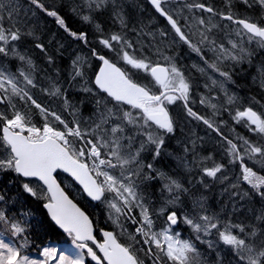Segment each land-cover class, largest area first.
I'll return each mask as SVG.
<instances>
[{
    "label": "snow or ice",
    "instance_id": "obj_1",
    "mask_svg": "<svg viewBox=\"0 0 264 264\" xmlns=\"http://www.w3.org/2000/svg\"><path fill=\"white\" fill-rule=\"evenodd\" d=\"M167 2L168 0H150L156 12L167 19L179 40L195 52L208 69L223 78L217 80L209 77L213 86L218 85L224 91V103L235 104L238 97L235 94L229 95L224 88L225 82H234L232 73L223 70L220 65L226 60L233 61L234 66L246 60L250 62L252 52L242 46V42L246 37L248 43L255 42L258 47L264 48V26L249 20L236 19L231 12L219 13L222 19L242 26V29L236 31L241 43L229 39L231 47L228 48L211 35L218 25L213 24L211 18L206 23L201 17L197 21L200 25L197 29L200 39L193 43L182 31L178 21L162 7ZM227 2L230 7L231 0ZM241 2L248 7L258 4L264 9V0ZM30 4L53 17L75 39L86 46L89 44L87 33L70 31L54 7H46L41 0H30ZM184 6L189 12L202 10L217 15L212 7L195 0ZM122 9L120 0H80L71 10L101 34L99 43L104 48L132 69L149 74L159 86V92H154L149 85L135 82L127 71L92 48L91 56L101 62L99 71L95 74L94 85L106 97L98 96L94 99V109L87 118L79 114V109L70 102L66 92L56 81H51L47 88H41L46 95L62 100L64 110L72 116V120L68 121L57 112L42 106L31 94L30 89L38 87L33 76L35 65L21 50V44L28 37L34 36L32 30L27 28L28 12L21 16L19 0H0V106H3L0 108V173L11 172L21 178L23 191L45 201L43 207L47 209L51 220L81 250L79 254L57 256L55 248L46 247L41 253L42 260L30 259L22 252L30 237L29 222L24 219L28 213H17L8 208V198L0 194V264H53V261L56 264H85V250L95 264H103V261L107 264H146V259L151 260L152 264H210L207 256L192 240L180 238V233L174 229L180 223L191 228L196 240L206 243L210 252H216V264H223V258L217 251L220 245L226 246L231 252L232 261L229 264H264V176L258 175L245 163L246 157L264 167V144L237 137L241 141L238 145L223 137L213 119L193 111L189 106L192 85L184 73L171 62V57H164L168 61L167 66L153 65L147 56L135 54V46L125 36L117 33L104 36V29L100 23L95 22L94 14L109 12L114 20H118L126 28L128 25ZM35 47L42 52L47 51L41 43H36ZM205 48L214 54L213 61L205 57ZM129 49L133 51L129 52ZM47 59L49 64L54 63L52 56ZM11 61H19L29 71L19 67L13 72L8 67ZM82 66L83 61L77 56L72 61V80L84 76ZM193 67L206 74L204 67L195 64ZM259 82L260 87L264 88V69ZM86 85L87 82L81 91L94 93V89ZM205 87L209 86L206 84ZM215 99L202 96L199 101L211 109L213 117L223 107L222 104L214 103ZM178 100L183 102L189 117L202 121L226 140V150L233 158L232 162L240 161L242 176L231 186L236 188L242 179L250 186V191L244 195L250 199L259 197L262 206L259 209H249L254 223H234L227 215L222 217L216 213L209 214L206 197L196 196L181 182L156 169L154 161L161 156L165 138L169 134H175V124L167 105ZM18 102L24 107L31 105L39 110L45 121L43 126H36L30 112L17 107ZM125 105L128 107H123ZM262 115L264 114H258L251 107H247L243 110L238 108L233 118L237 123L246 121L244 126L250 132L264 137ZM49 117L63 128L55 127L49 122ZM145 152L152 153L153 162L145 163L142 156ZM207 159L211 158L206 157L205 160ZM201 163L204 176L213 180L218 178L217 174L221 172L223 165L213 162L212 167H207L203 166V161ZM58 170L74 178L93 201L107 205L109 219L122 233L127 234L130 241L128 245L118 243L116 236L110 231L102 233V243L96 240L88 216L69 199L57 182ZM157 178L163 182L160 189L163 202L159 208L150 206L141 189V183ZM34 182H38L35 187ZM201 183L205 188L208 187L204 181ZM165 192L166 196L163 195ZM185 195L188 196L189 203L183 204L180 212L170 210L181 204V197ZM235 211L234 207L233 212ZM154 216H166L165 227L156 230ZM126 223L135 225L134 231H128ZM213 235L217 237L215 241L204 239ZM89 241L99 249L102 257L89 246ZM137 245L140 247L137 248ZM138 252H143L146 259L137 255Z\"/></svg>",
    "mask_w": 264,
    "mask_h": 264
},
{
    "label": "trees",
    "instance_id": "obj_2",
    "mask_svg": "<svg viewBox=\"0 0 264 264\" xmlns=\"http://www.w3.org/2000/svg\"><path fill=\"white\" fill-rule=\"evenodd\" d=\"M168 1H170L171 5H173V7L180 12V16L182 18H186L187 16L188 18H190L189 16L191 15L196 17L197 16L206 17V14L202 10H194L192 11L193 13H189V10L184 6L185 4L194 2V0H168ZM41 2L48 8L54 7L59 12L61 17L65 20V24L68 27V29L72 32H76V33L86 32L87 30H90L93 27V25L82 22L80 16L71 10L72 4H70L69 2L66 3L61 0H41ZM195 2L203 3L206 6L212 7L215 10V12L218 14L219 13L227 14L231 12L236 19L249 20L251 22L257 23L258 25L264 24V9H261L257 4L253 5V7H248L245 4H240L235 2V0H232L231 6L229 7L227 0H195ZM120 3L123 5L122 11L125 21L127 22L128 25L126 28L122 27L118 20H114L109 12H101L94 14L95 22L98 23L99 21L104 26L103 28L104 36H108L112 33H117L125 36V38L131 41L135 46V54L138 56L140 55L147 56L151 60V62L155 61L157 57L159 58L166 57L169 48H171L170 44L175 46L172 47L174 48V50L178 48L177 51L178 54H181L180 55L181 57L186 58V54L192 57V54L186 51L187 50L185 48L186 46H184L182 43L178 42L175 39L174 35L167 28L166 24L159 17H157V15H155V13L152 11V9L147 5V3L144 0H120ZM26 6H28V8L31 7L30 0ZM31 10L34 14H36V16H39L40 18L44 17L43 21H40L39 19L38 22H35V25L32 24L29 25L32 28H35V32H33L34 35H36L35 33L38 32L39 35L43 38L39 40L37 37H33V39L28 37L21 44L22 52L32 59L33 64L35 65V69L40 72V75L37 74V77L40 76L42 77L43 75H47L53 80H55L61 86L62 90L66 92V95L70 100V102L77 105V108L79 109V114L83 118H87L86 116H89L94 109V99L89 98V96H87L86 94L83 93V91H81V86L79 85L81 84L80 83L81 79L75 78V80H72L71 75L69 74L71 72V69L67 71V69L70 68V63H71L70 60L73 54L70 55V60L68 64H66V67L64 68L65 63L63 60H61V57L70 54L69 47L64 40L55 37V35L60 34L64 36L69 43L77 39L71 36L69 32H66L64 28H62L58 23H56L53 17L47 16L44 12H42L40 9L36 8L33 5ZM225 22L226 23L224 24L227 26V28L224 29L225 32L229 31L231 36H237L236 31L239 29L237 25H232L231 22H227V21ZM105 25H107V27ZM76 27L80 28L81 31L76 30ZM198 28H200V25H198L197 29ZM51 32L54 34V37L52 36L53 34L51 35ZM217 32L218 30L214 28L211 35L217 40L218 43H221L220 39L223 32L222 31L220 33ZM86 33L88 35V41H89V44L87 46L90 49L86 52L88 53V55L91 56V49L95 48L100 53H105V54L109 53L111 57L120 60L119 57H117L114 53L106 50V48H104V46L99 43V39L101 36L99 32L92 30ZM162 33H164L165 35H162ZM194 33L198 34L199 36V32L197 30H195ZM189 37L191 38V36ZM53 38L55 40V46L52 50H49L46 48L45 39L52 40ZM199 39L200 37L195 40V43H197ZM77 41L78 44H82V41L80 40ZM36 43L43 44L47 51L42 52L40 49L36 48L35 47ZM157 49H159V51H157ZM182 49L186 51L184 55L182 53V51L184 50ZM263 49L264 48H262L261 51H257L253 53L252 59L250 60L251 63H249V65L246 66V68H242V67L239 68L236 65L234 66L232 64H228L227 66L228 69L225 70V68H223V70L232 73V81H234V84H236L234 85L235 88L239 89V91L241 92H245L248 96H250V99L254 101L253 103H255L256 109L264 112V93L259 86H257L255 83L251 82L252 80H250V78H252L251 76L255 77L256 74L259 73V71H262V69H264ZM204 50L205 52L208 51L207 48H205ZM128 51L132 52L133 49H129ZM48 56H52L54 58V63L52 64L48 63V59H47ZM213 56L214 54H212V57ZM72 60L75 59L73 58ZM15 62L16 61L9 62L8 67L10 68L11 64L12 66H15ZM20 66L26 68V65H20ZM83 68H84L83 71L86 80H90L94 72L93 69L89 66ZM194 73H198L197 70H194ZM245 74L247 75L246 77ZM134 76L136 79L142 82H146L147 80L145 75L138 71H134ZM194 77L197 76L194 75ZM190 84L194 86V90L195 88H197L195 87L196 82L194 78H193V82H190ZM197 84H199L200 86L201 83L197 82ZM246 84H248L250 88L249 86L246 87ZM240 86L242 87V90L244 89L247 90L242 91ZM30 91L34 99L37 100V102L41 103L42 106L52 111H55L53 109V106L47 105V101L45 97H43L39 92V88H33L30 89ZM55 99H52V101L58 107L56 111L58 114L64 117L65 115L63 114L64 111H62V108L57 105V102L58 104H61V100L59 102L57 101V99L56 100ZM2 107L3 106H0V108ZM17 107L23 108V110L26 112H30L32 116V122L34 124H36V122L39 121V115L31 105H29L28 107H24L22 104L18 102ZM221 127L223 128V131L230 133V136L226 134L227 137H229L231 140H233V142L237 144L238 143L241 144L239 142L240 140H238L237 137L247 138L249 141L256 144H264V137H261L253 132L250 135H247L246 131L245 130L241 131L238 125H230V124L219 125L218 128L220 129V132L222 130ZM192 135L195 137L194 141H197V136H195L194 134ZM174 139L175 138H172L171 141V139L168 136L166 137V141H165L166 152H169L167 151V147L171 146L172 143H175ZM186 146L188 147L189 145L185 144V147ZM203 157L211 158V155L208 151H206ZM215 159H216V164L223 165L224 169L225 167L228 166L225 160L223 159L220 160L219 158H215ZM209 160L210 163L206 165L209 166L213 165L211 164L212 159ZM249 161L253 164V165L251 164L253 169H255L259 175L264 176V167H262L260 164L255 163V161L253 162V160H249ZM255 165L259 167L258 170L255 168ZM235 167L236 169L238 168L237 165H235ZM157 170L165 174H168L169 172V170L165 171L162 170L160 167ZM170 170L174 171L175 173L177 172L181 173V168L177 165H174ZM232 172H234L233 169ZM200 177L201 174L196 173V176H193L192 174L191 177H189V180L192 181L195 179L198 180ZM57 179L60 185L67 193V195L89 217L95 228L97 239H99V232L101 230H110V224L108 223L105 213L100 205H94L89 203L82 196L81 192L64 176L58 175ZM151 182L152 185L154 186L158 185L159 182L161 184L163 183L159 178L152 180ZM181 182L183 184L187 183V177L183 175V180ZM205 183L208 185L207 191L199 187L196 188L195 191L194 190L191 191V193L195 194L196 196L203 195L204 197H206V199L210 198L214 200V202H212L211 204H209V206H207L209 210V214L216 213L222 217L227 215L234 223L255 222L252 220V213L249 211V209H259L262 205L259 200V197L250 199L248 196L244 195L245 192L250 191L249 188H245L243 186L240 188L241 189L240 192H234L231 189H229V186L231 185H227L226 188L219 185H215L212 182H205ZM148 188H149L148 192L151 193V196L154 197V199H156L157 191L154 190L155 187L152 188V186H149ZM233 193H238L239 198H236L237 195H232ZM0 194H4L6 198H8L9 201L7 204L8 208L13 209L17 213H28V216L24 217V219L29 222L28 232L30 234V237H29V243L22 250L23 254L28 255L29 258L38 257L40 249L47 244L50 243L64 244L70 242L71 237L61 233L60 230L54 227V225L49 221L46 213L42 208L43 199H37L29 195L28 193H25L21 186V179L16 177L13 173L11 172L0 173ZM234 207L236 208L235 212H233ZM185 236L188 240H192L196 244L197 248L207 256L210 264H216V252H210L208 250L206 243H198L194 239H192L194 237L191 235V232H189L187 229H185ZM204 239L215 241L217 237L213 235L209 237H204ZM217 251H219L220 256L223 258V264H229V262L232 261V255L228 248L224 247L223 245H220L217 248ZM86 264H91V263L87 261Z\"/></svg>",
    "mask_w": 264,
    "mask_h": 264
},
{
    "label": "rangeland",
    "instance_id": "obj_3",
    "mask_svg": "<svg viewBox=\"0 0 264 264\" xmlns=\"http://www.w3.org/2000/svg\"><path fill=\"white\" fill-rule=\"evenodd\" d=\"M67 2H69L70 4H72V6H74L75 4H78V3H80V0H67ZM19 5H20V13H21V16L23 17V14L25 13V12H28V17H26V19L28 20V24H27V28H29V29H31L32 30V32H35V28H32L31 26H29L30 24H32V25H35V22H38V20L40 19V17L39 16H36V14H33V12H32V10H31V8H32V5L30 4V6L31 7H29L28 8V6H26L25 4H22L21 2H19ZM258 5V4H257ZM34 6V5H33ZM259 6V5H258ZM166 7H167V9H168V11L174 16V17H176L177 19H179L182 23H186V22H189L188 21V16L186 17V18H182L181 16H180V12L179 11H177L174 7H173V5H171V2L169 1L168 2V5H166ZM260 7V6H259ZM86 11V10H85ZM199 16H197V18H198ZM201 17H203L205 20H208L210 17H208V16H201ZM201 17H199V18H201ZM198 19H193V21H192V23H193V28L195 29V28H197L198 27ZM216 21H217V19H216ZM221 22V21H220ZM219 23V22H218ZM223 23V22H222ZM221 28H220V30H218V32L217 33H220L223 29H226L227 28V26L225 25V24H222V25H219ZM187 31H188V34L190 35V36H192V34H191V31L189 30V29H187ZM36 35H34L33 37H37L39 40H41L43 37H41L40 35H39V33L38 32H36L35 33ZM195 36H196V39H198L199 37H200V35L198 36V34H195ZM33 37H29V38H31V39H33ZM196 39H193L192 38V41L193 42H195V40ZM170 46H171V48H169V51L167 52V55H166V57H171L172 59H171V62L172 63H174L183 73H184V76L186 77V79L189 81V82H193V78L195 79V82H196V84H195V87H197V88H199V84H197V82L199 83L201 80H202V76H203V84H204V86L207 84L209 87H203V91L205 92L204 94H201L202 96H207V97H215L216 99L215 100H213V102L214 103H218V104H224V105H227V106H229V107H232L233 105H235L238 101H236V103L235 104H233V105H228V104H226V103H224L223 101H222V99L225 101L226 100V97L225 96H223L222 95V93H224V91H222L220 88H219V86L218 85H216V86H213L212 85V83H211V80L209 79V77L211 76V77H213V78H215V79H217V80H223V78L222 77H219V75H218V73H214L211 69H208L207 67H205V65L203 64V61L197 56V54L195 53V52H193V53H191L192 54V57L191 56H188V55H186V59L185 58H183V57H181L175 50H174V48H172V47H175V46H173L172 44H170ZM257 48H259V47H257ZM176 50H178V48L176 49ZM259 51H261L262 50V48H259L258 49ZM264 50V49H263ZM209 51H207V53H208ZM82 58H81V60L83 61V65H87V64H89V61H90V55H88V53H82ZM120 61H122V60H120ZM156 62H165V64L167 65L168 64V61H166L165 59H164V57H162V58H159V57H157V59L155 60V61H152V63H156ZM122 63L123 64H125L123 61H122ZM15 64H16V70H17V68H19V65H21L20 64V62L19 61H16L15 62ZM199 65L200 67H204L205 69H206V74H204V73H201L199 70H198V68H195V67H193V65ZM25 69V71H29V69L27 68V66H26V68H24ZM194 70H197V72L199 73V75L201 76V77H194V76H188L189 75V73H191V72H194ZM13 72H16L15 70L13 71ZM18 74V73H17ZM37 74H39L40 75V72L39 71H37L36 69L34 70V72H33V76H34V78H35V80H36V83L38 84V87L37 88H39V92L41 93V95L43 96V97H45V99H46V101H47V105H49V106H53V109L56 111L57 110V106H56V104L52 101V99H55L54 97H50V96H48V95H46L43 91H41V88H47V87H49V85H50V82L51 81H53V79L52 78H50L49 76H47V75H43L42 77L40 76V77H37ZM260 74H261V71H259V73H257L256 74V76L254 77V76H251L252 78H250V80H252L253 82H255V83H258V85L260 84V82H259V79H260ZM255 78V79H254ZM21 80H22V78H20ZM227 83H229V82H225V84H224V88L226 87V85H227ZM80 86H81V88L82 87H84V85L85 84H79ZM193 86V85H192ZM246 86H248V84H246ZM201 87V86H200ZM193 88H194V86H193ZM197 88H195V90L197 89ZM240 88L242 89V87L240 86ZM204 89H206V90H204ZM212 89H214V92H215V95L214 94H212V93H209V91L210 92H212L213 90ZM226 89V88H225ZM194 90V89H193ZM227 90V89H226ZM263 90H264V88H263ZM217 91H220V96H219V92H217ZM227 92H228V90H227ZM229 92H231V91H229ZM84 94H86L87 96H89V98H91V99H95V98H97L98 97V95L96 94V92L94 91V93H85V92H83ZM196 93H197V91H194L193 92V95H196ZM229 95H230V93H228ZM201 96V97H202ZM201 97H199V100L198 99H196V98H194L193 96H191L190 97V101H189V105H191L194 109H197L198 108V101H200V98ZM56 100V99H55ZM60 100L61 99H57V101H59L60 102ZM249 100V99H248ZM248 100H246V102L248 101ZM192 101H194L193 103H192ZM72 103V102H71ZM250 103L251 104H253L251 101H250ZM73 104V103H72ZM57 105L60 107V106H62V111H64L63 112V114H66L67 116H69V121H71L72 120V116L71 115H69V112L68 111H65L64 110V107H63V104H62V100H61V104H58V102H57ZM76 107H77V105L76 104H74ZM178 109H179V107H178ZM210 111H211V109H209ZM234 110H235V108H231L230 109V111H231V117L229 118V120L232 122L233 120H234V116H232L233 114H234ZM37 114L38 115H40L41 116V120H40V125H41V127L43 126V124H44V118H43V116L39 113V110H37ZM219 115V114H218ZM179 117V114H178V112H177V122H178V133H179V135H178V137H179V140H180V138H181V141H180V144H178L177 146H175L174 148L175 149H167V151H169V152H172L171 154H169V156L170 157H173L172 159H171V161H173V163H174V165H177V166H179L180 168H181V172L183 173V175L184 176H186L188 179H189V177H191V175H192V167H191V165H190V162H189V151H187V153H186V155H187V157L186 158H183V155H182V153H181V150H180V147L182 146V144L185 146V144H188V145H190L191 144V142L193 143V141H194V139H195V137L192 135V134H194L195 136H197V138L201 141V143H202V145L203 146H205V147H207V148H209L208 150H210L211 151V157H212V159L213 158H219L220 160L221 159H223V151H224V149H227V144H220V142H218V146H216V147H213V146H215V140L214 139H211V137L209 136V135H206V134H203V133H201V131H197L196 129H195V126L193 125V123H192V121L189 119V118H187V117H182V118H178ZM223 117H226V116H223ZM49 119V122L50 123H53L54 124V126L55 127H58V128H60V129H62L63 128V126L62 125H60L58 122H55L54 121V119L52 118V117H49L48 118ZM239 126V128H240V130L242 131V130H247V132H246V134L247 135H249L250 133L248 132V129H247V127H245L244 125H238ZM228 136H230V133H227L226 131H224ZM177 137V138H178ZM240 143H241V141H239ZM239 144V143H238ZM192 145V144H191ZM201 145V146H202ZM149 154V156H147L146 154H144L143 155V157L145 158V157H150V160H151V155H152V153L151 152H149L148 153ZM226 154H227V152L226 153H224V155L226 156ZM196 156H200V155H197V154H195ZM196 156H195V158H194V160H195V162L196 163H198V166H202V161H203V166H207V167H209V165H206V164H209L210 163V160L209 159H207V160H205V158L206 157H203V158H196ZM169 157V158H170ZM185 159H187L186 161L187 162H185ZM229 159V158H228ZM231 161V160H230ZM151 162H153L152 160H151ZM212 162H214L213 160H212ZM220 162V161H219ZM232 162V161H231ZM254 162V161H253ZM251 163V162H250ZM211 164H213V163H211ZM216 164V163H215ZM252 164V163H251ZM173 165V166H174ZM253 165V164H252ZM173 166H171V165H169L168 164V162H165L164 163V165H162V166H160V168L162 169V170H165V171H167V170H169V172H171V174L172 175H174V171H171L170 169L173 167ZM213 165H210V167H212ZM231 167H232V164L230 163V165H228L227 167H225V169L224 168H222V170H221V172L220 173H218L217 174V179H215V180H213L212 178H209V177H206L205 178V181L206 182H215V181H217L218 179H219V183L218 184H221V185H230V184H234V177L233 176H230V174L229 173H232V170H231ZM255 168L258 170L259 169V167L257 166V165H255ZM242 173V172H241ZM181 174V173H180ZM179 174V175H180ZM228 174H229V176H228ZM234 174L235 175H238V176H240V173H239V171L238 170H234ZM258 174V173H257ZM259 175V174H258ZM223 177H227V179H222ZM180 177L177 175V176H175V179L176 180H178ZM242 181V179L240 180V182ZM187 183H192V181L191 180H188L187 181ZM230 183V184H229ZM237 182H235V184H236ZM198 184H200V182H198ZM245 184L247 185V188H249L250 189V186L245 182ZM163 195L164 196H166L167 195V193L165 192V193H163ZM160 196H162V195H160ZM185 196H187V195H185ZM183 197V196H182ZM182 197H181V199H182ZM163 202L162 200H157V202H156V207L157 206H159V204H161V203ZM106 206V209H107V212H108V215H109V209H108V207H107V205H105ZM183 209V207H182V205L181 204H179L177 207H175V208H171L170 210H175V211H178V212H180V210H182ZM154 219H155V225H154V228L156 229V230H160V229H162L163 227H165V220H166V216H154ZM113 222V221H112ZM128 225H130V223H127ZM113 225H114V229H115V231H116V233H117V235L119 236V237H121V239H123L124 241H126V242H128L127 243V245L130 243V241L128 240V238H127V234L126 233H122V230L120 229V228H118L114 223H113ZM180 225H182V227H184V228H188L191 232H192V230H191V228H189L187 225H185V224H183V223H180V224H178L177 226H174L175 227V231H177L178 229H179V226ZM131 226V225H130ZM135 226V225H134ZM125 227H127L128 228V226L127 225H125ZM128 231H130V229L128 228ZM134 231V230H133ZM131 232V231H130ZM177 232H179V230L177 231ZM180 233V237H181V232H179ZM193 233V232H192ZM182 239V238H181ZM137 248H139V246L137 245L136 246ZM145 247H147V246H145ZM69 254H71V252L69 253ZM142 256H143V254H141Z\"/></svg>",
    "mask_w": 264,
    "mask_h": 264
},
{
    "label": "bare ground",
    "instance_id": "obj_4",
    "mask_svg": "<svg viewBox=\"0 0 264 264\" xmlns=\"http://www.w3.org/2000/svg\"><path fill=\"white\" fill-rule=\"evenodd\" d=\"M61 1H64V2L68 3L67 0H61ZM127 6H128V5H127ZM131 6H132V5H131ZM43 20H44V17L40 18V21H43ZM98 23H99V21H98ZM101 25H102V23H101ZM105 26L107 27V25H105ZM102 27H104V26L102 25ZM106 27H105V28H106ZM76 30L81 31V29L78 28V27H76ZM92 30H95L94 26H93L90 30H87L86 32H90V31H92ZM52 34H53V33L51 32V35H52ZM52 36L54 37V34H53ZM55 37H58L59 39L64 40V41L66 42V44L68 45V47H69V51H70L69 53H70V54H69V55L67 54V55H65L64 57H61V60H63L64 63H65L64 68L66 67V64H68V62H69V60H70V55L73 54L72 57H71V60H70V62H71V63H70V68H68L67 71L70 70V69H72V61H73L72 59H73V58L76 59L77 56H79L80 58H82V57H83V56H82V53H86L88 50H90L89 47L86 46L83 42H82V44H78V41H77V40H73L71 43H69V42L65 39V37L62 36V35H60V34H56ZM225 41H226V37H225L224 35H221L220 42L223 43V44H225V43H226ZM45 44H46V48H47V49L52 50V49L54 48V46H55V40H54V38H53L52 40H50V39H45ZM92 46H93V45H92ZM182 50H184V49H182ZM180 51H181V50H180ZM185 52H186L185 50L182 51L183 55H184ZM186 55H188V54H186ZM152 64L154 65V63H152ZM69 74L72 75L71 72H70ZM53 81H55V80H53ZM251 82H253V81H251ZM253 83H255V82H253ZM255 84H256V83H255ZM248 86H249V85H248ZM203 87H205V86H201V87L199 86L198 89L194 90V91H197L196 95H193L194 98H196V99L199 100V97L202 96L201 94H204V93H205V92L203 91ZM249 88H250V86H249ZM204 90H206V89H204ZM212 90H213V91H212V92L209 91V93H212V94L215 95L214 89H212ZM241 90H242V89H241ZM246 90H247V89H246ZM242 91H243V90H242ZM217 92H219V91H217ZM242 93H244V92L239 91V89H236V88L233 89V94L237 95V97H238V101H239L238 104L235 105L236 107H238V106H240V105L243 104V103H242V99H243V97H242V98L239 97V95H241ZM230 95H232V94H230ZM249 99H250V97H249ZM198 102H199V101H198ZM192 103H193V101H192ZM222 105H223V107H221V109H220V111H219L218 114L223 115V116H227V117L230 118V117H231V111H230L231 107H229V106H227V105H224V104H222ZM224 109H228V110H227L226 112H224ZM175 110H176V111H179L178 108H176ZM203 114H204L203 116L213 119L214 123H215L218 127H219V125H223V124L218 123V118H217V116H214V117H213L212 114H211V112L204 111ZM86 117H88V116H86ZM217 123H218V124H217ZM38 126H39V125H38ZM175 126H176V131H177V132H176V134H175L174 142L180 144L181 138H180V140H179V137H178V135H179V133H178V122H177V121H175ZM224 128H226V127H224ZM221 129L223 130L222 127H221ZM177 137H178V138H177ZM165 141H166V138H165ZM169 145H170V144H169ZM171 145H172V144H171ZM164 151L166 152L165 147H164ZM144 154L147 155V152H145ZM147 156H149V154H148ZM148 162H151L150 157H145V163H148ZM165 162H168V164L173 165V162L170 160L168 154L163 153V154H161V156H160L159 158H157V159L154 161V164H155L156 169H158L160 166L164 165ZM166 175H169V176H170V173L168 172V174H166ZM151 181H152V180H151ZM151 181H145V182L141 183V189L144 191V195H145L146 200L150 202V206L154 205L155 199H154V197L151 196V193L148 192V190H149L148 187H149V186H152V188L155 187L154 190H156L160 195H162V193H161V191H160V189H161V187H162V184L159 182L158 185H155V186H154V185H152V182H151ZM138 183H139V181H138ZM183 185H184L185 187H188V188H193V184H192V183H190V184H189V183H184ZM212 202H214L213 199H210V198L206 199V201H205L206 206H209V204H211ZM185 203H189V201H188V200H183L182 203H181L182 207H183V204H185ZM70 252H71V251L68 250L67 248H63V252H62L61 254H69ZM75 253H76V252H75ZM71 254H74V253L71 252ZM54 264H56V262H55Z\"/></svg>",
    "mask_w": 264,
    "mask_h": 264
},
{
    "label": "flooded vegetation",
    "instance_id": "obj_5",
    "mask_svg": "<svg viewBox=\"0 0 264 264\" xmlns=\"http://www.w3.org/2000/svg\"><path fill=\"white\" fill-rule=\"evenodd\" d=\"M213 17H215V18H220V15L217 13V15H213L212 16V18ZM100 23V22H99ZM101 24V23H100ZM233 25V24H232ZM104 28V27H103ZM245 39V38H244ZM246 87H248V86H246ZM246 89H244L243 91H245ZM239 97L240 98H242L243 97V99H242V103H243V105L242 106H238V107H236V106H234V107H236L237 109L239 108L240 110H243L244 108H247V107H251L253 110L255 109L254 107H252V104L250 103V99H249V97L250 96H248L245 92L244 93H242L241 95H239ZM249 99V100H248ZM246 100H248L247 102H246ZM235 108V110H234V114H233V116L235 115V113H236V109ZM193 109V111H195V112H197L199 115H204L203 114V112H200L199 110H195L194 108H192ZM254 111H256L258 114H259V112L257 111V110H254ZM224 112H226V110H224ZM187 118H189L191 121H192V123H193V125L195 126V129L198 131H201V133H203V134H206V135H209L210 137H211V139H214L215 140V146H213V147H216V146H218L219 144H218V142H220V144H227V142H226V140H224V139H222V137L220 136V135H218L219 136V139L217 140V138H214L212 135H213V130L212 129H210V128H208L205 124H203V122L202 121H198V120H195V119H193L192 117H189L188 115L186 116ZM236 122V120L234 119L232 122H229V123H225V125H228V124H237V125H244L245 123H246V121H240L239 123H235ZM218 123H219V121H218ZM217 123V124H218ZM224 125V124H223ZM248 129V128H247ZM215 132V131H214ZM224 137V136H223ZM217 140V141H216ZM200 140L197 138V142H199ZM197 142H196V144L194 145V150H195V152H198L202 157L205 155V153H206V151H208V149L209 148H202L201 146H199V147H197L196 145H197ZM186 148H189V147H185L184 148V146H183V144H182V146L180 147V149L181 150H184L183 152H182V154H184V155H186V151H185V149ZM227 152V150L226 149H224V151H223V156L224 157H229V155H228V153L226 154V156L224 155V153H226ZM193 176H196V174H195V172H194V174H193Z\"/></svg>",
    "mask_w": 264,
    "mask_h": 264
},
{
    "label": "water",
    "instance_id": "obj_6",
    "mask_svg": "<svg viewBox=\"0 0 264 264\" xmlns=\"http://www.w3.org/2000/svg\"><path fill=\"white\" fill-rule=\"evenodd\" d=\"M145 1H146V2L149 4V6H150V7L156 12V10L154 9V7H153L152 4L150 3V0H145ZM156 13L168 23V21H167V19H166L165 17L161 16L158 12H156ZM168 25H170V24L168 23ZM170 26H171V25H170ZM57 172H60V173L64 174L65 176H67L68 178H70V179H71V180H72L77 186H79V187L81 188V190L83 191V187H82L81 185H79V183L76 182V181L74 180V178H72L69 174L64 173V172L61 171V170H58ZM83 193H84V195L88 198L89 201L94 202V203L97 202V201H93L90 197H88L86 192L83 191ZM44 210H45L46 214L48 215L47 209L44 208ZM48 217H49L50 221L54 224V226L57 227V228H59V227L55 224V222L51 220V218H50L49 215H48ZM59 229H60V228H59ZM60 230H61L63 233H65L62 229H60ZM102 233H103V232H102ZM102 233H101V236H102V240H103L104 237H103V234H102ZM93 235H94V231H93ZM89 242H91V241H89ZM97 250H98V253H99L100 257H102L103 254L99 252V249H97ZM85 253H86V250H85ZM103 262H104L105 264H107L106 261H103ZM93 263L95 264V261H93Z\"/></svg>",
    "mask_w": 264,
    "mask_h": 264
},
{
    "label": "crops",
    "instance_id": "obj_7",
    "mask_svg": "<svg viewBox=\"0 0 264 264\" xmlns=\"http://www.w3.org/2000/svg\"><path fill=\"white\" fill-rule=\"evenodd\" d=\"M51 248H55L57 250V256L61 255V253L63 252V248H67L68 250H70L74 254L80 253L79 250L74 245H69V246L62 247V248H57V247H51Z\"/></svg>",
    "mask_w": 264,
    "mask_h": 264
}]
</instances>
